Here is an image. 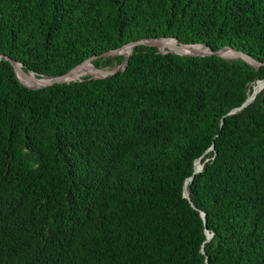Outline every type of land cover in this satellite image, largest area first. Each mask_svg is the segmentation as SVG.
Here are the masks:
<instances>
[{
	"label": "trees",
	"instance_id": "trees-1",
	"mask_svg": "<svg viewBox=\"0 0 264 264\" xmlns=\"http://www.w3.org/2000/svg\"><path fill=\"white\" fill-rule=\"evenodd\" d=\"M161 38L262 66L150 44L32 90L0 62V264H264V89L228 116L264 80V0H0V56L38 78Z\"/></svg>",
	"mask_w": 264,
	"mask_h": 264
},
{
	"label": "water",
	"instance_id": "water-1",
	"mask_svg": "<svg viewBox=\"0 0 264 264\" xmlns=\"http://www.w3.org/2000/svg\"><path fill=\"white\" fill-rule=\"evenodd\" d=\"M170 40H173V41H176L182 48L186 49H192L194 47H204L206 49L205 52H192V53H174V52H162V51H159L160 53L162 54H169V53H172V54H177V55H181V56H190V57H220V58H223L225 60H230L228 59L226 56H225V53L227 51H232L234 52L238 58L235 59V60H238V59H241L245 62H247L248 64H250L251 66L255 67V68H259L262 66L261 63L257 62L256 60H254L253 58H251L250 56L246 55L245 53L243 52H239L235 49H232L230 47H224L218 51H212L211 49H209L207 46H204V45H186V44H183L181 43L179 40L177 39H174V38H161V39H145V40H141L139 42H134V43H130L120 49H117V50H112V51H109L107 53H104L100 56H93L92 58L86 60L85 62H83L82 64H80L79 66L75 67L74 69H72L70 72H68L67 74L63 75V76H60V77H44L42 76L41 78H38L35 73L33 72H26L25 69H24V65L15 61V60H12L8 57H5V56H0V62L3 60V59H6L8 60L11 65L13 66L14 70H15V73H16V76L18 78V80L24 85L26 86L27 88L29 89H32V90H40V89H46V88H49V87H52V86H55V85H60V84H69L71 82H81L82 80H78V81H68V79L78 70L80 69L83 65L85 64H88V63H94L95 61L99 60V59H103V60H106L108 58H111V57H119V56H123L125 57V60H124V63L117 67V70L115 69L114 72L111 73V75H108V76H104V77H92L91 79H104V78H111L113 76H116L117 74L121 73L122 71H124L128 64H129V60H130V57L133 53V51L137 48V47H150V44L152 43H157V44H160V45H163L164 43H166V41H170ZM152 48V47H150ZM124 50H128L127 53L124 52ZM30 75H33L35 78V80H41L43 78L45 79H48L49 82L45 85H42V86H32L31 85V76ZM257 84H261L263 85V88L261 89V91L264 89V80L262 81H258ZM255 90V89H254ZM260 91V92H261ZM260 92H257L255 93L252 92L250 98L239 108H236L234 110H232L228 116L230 115H234L240 111H242L243 109L249 107L251 104H253L258 96V94ZM223 123H224V119L222 120V126H223ZM214 150V147H212L208 152ZM203 158V157H202ZM202 158L197 160L196 163H195V166H194V175L202 172L203 168H204V165L202 164V168L200 170H196V164L199 162V161H202ZM194 180V176H192L191 178L187 179L186 183H185V186H184V196L186 199L189 200V202L192 204L193 208L197 209V207L194 205V203L192 202L190 196H189V192H188V185L190 183H192ZM201 215H202V218L204 220V223H205V226H206V223H207V219H206V214L204 212H201ZM206 234H207V242H209L213 237H214V234H211L209 233L208 230H206ZM202 253L205 254V250L203 249L202 250Z\"/></svg>",
	"mask_w": 264,
	"mask_h": 264
},
{
	"label": "bare ground",
	"instance_id": "bare-ground-1",
	"mask_svg": "<svg viewBox=\"0 0 264 264\" xmlns=\"http://www.w3.org/2000/svg\"><path fill=\"white\" fill-rule=\"evenodd\" d=\"M151 45H154L156 47L159 48L160 51L162 52H174V53H192V52H205L206 49L204 47H194L192 49H184L182 48L176 41H173V40H170V41H166V43H164L163 45H160V44H157V43H152ZM163 46L165 48H167L168 50L166 49H161L160 47ZM125 53L128 52V50H124ZM225 56L230 59V60H235L238 58V56L232 52V51H227L225 53ZM82 67H90V68H85V70L83 69H78L69 79L68 81H78V80H83V78L85 77H90V76H93V77H104L105 75L107 76V74L109 73H106V72H103L99 69H97L95 66L93 65H89V64H86V65H83ZM81 67V68H82ZM113 69V68H112ZM80 70H83V71H80ZM117 70V68H116ZM31 76V85L32 86H42V85H45L49 82L48 79H41V80H35L33 78H35L33 75H30ZM259 84H256L254 85L253 87V91L255 89L256 86H258ZM259 88V89H258ZM263 88V85L260 84V87L258 86L255 93L257 92H260L261 89ZM202 168V162L199 161L197 164H196V170H200Z\"/></svg>",
	"mask_w": 264,
	"mask_h": 264
},
{
	"label": "rangeland",
	"instance_id": "rangeland-1",
	"mask_svg": "<svg viewBox=\"0 0 264 264\" xmlns=\"http://www.w3.org/2000/svg\"><path fill=\"white\" fill-rule=\"evenodd\" d=\"M161 49H166V50H168L167 48H165V47H163V46H161L160 47ZM116 69V68H115ZM115 69H103V70H101V71H103V72H106V73H109V74H107V76L108 75H111V73L112 72H114L115 71ZM100 70V69H99ZM106 76V75H105ZM93 76H90L89 78H92ZM85 78H87V77H85ZM84 79V78H83Z\"/></svg>",
	"mask_w": 264,
	"mask_h": 264
}]
</instances>
